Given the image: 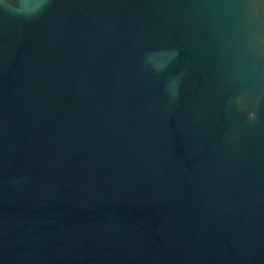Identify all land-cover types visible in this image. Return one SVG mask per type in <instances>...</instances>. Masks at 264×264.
I'll return each mask as SVG.
<instances>
[{"label":"water","instance_id":"water-1","mask_svg":"<svg viewBox=\"0 0 264 264\" xmlns=\"http://www.w3.org/2000/svg\"><path fill=\"white\" fill-rule=\"evenodd\" d=\"M0 264H264V0H0Z\"/></svg>","mask_w":264,"mask_h":264}]
</instances>
